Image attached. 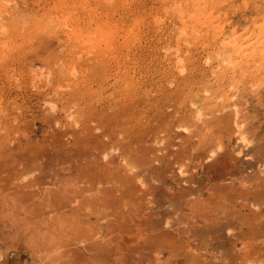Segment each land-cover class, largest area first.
<instances>
[{
  "label": "rangeland",
  "instance_id": "rangeland-1",
  "mask_svg": "<svg viewBox=\"0 0 264 264\" xmlns=\"http://www.w3.org/2000/svg\"><path fill=\"white\" fill-rule=\"evenodd\" d=\"M191 2L0 0V264H264V0Z\"/></svg>",
  "mask_w": 264,
  "mask_h": 264
},
{
  "label": "bare ground",
  "instance_id": "bare-ground-1",
  "mask_svg": "<svg viewBox=\"0 0 264 264\" xmlns=\"http://www.w3.org/2000/svg\"><path fill=\"white\" fill-rule=\"evenodd\" d=\"M163 1H166V0H163ZM192 1L191 4H186V7L187 5L190 6V10H191V14L189 15L190 16V19H191V22L193 24H197V23H200V24H210L211 26V32L212 34L214 33L215 35V32L217 30V36H218V33L224 31L223 28H220V25H212L213 23H211L212 21L210 20L211 18V15L208 13V12H205V8L204 7H212L214 6V2L213 0H190ZM189 3V2H187ZM129 4V1H124L123 2V7L127 6ZM165 4V3H164ZM70 9L66 8V9H62L61 11H59V9H57L56 11L54 10L53 13L55 12H59L60 14L64 15L65 13H67ZM207 10V9H206ZM214 10V9H213ZM211 13V11H210ZM213 13V12H212ZM90 16L92 17V20H94L96 16L93 15V13H90ZM187 16V15H186ZM214 17V16H212ZM213 19V18H212ZM141 21L140 18H137V17H132L129 19V24L133 26V28L135 27L134 25H136L137 23H139ZM78 23V20L77 19H73L71 21V24H77ZM192 24V25H193ZM255 24H257L255 22ZM259 24V23H258ZM252 25V24H251ZM187 26V25H186ZM190 26V25H188ZM204 26V25H203ZM253 26V25H252ZM209 27V26H208ZM250 27V26H249ZM254 28H252V31H251V35H249L250 37H245L244 36H238L233 38L232 40H229L228 42L224 43L223 40L222 42L224 43V46L223 47H226V49L228 50V52H231L230 54V57L233 56L234 53H238V54H242L245 58H249L247 59V61H250V59H252L251 61H255V60H264V21L260 24V25H256V26H253ZM131 28L129 29L128 31V36H134L135 34V30ZM250 28V29H251ZM193 28L191 29H188L186 27H183L182 30L183 32L186 34V36L188 37L189 36V32L192 31ZM210 29V28H209ZM198 30V29H197ZM200 30V29H199ZM102 31H104V29H102ZM195 31V30H194ZM100 33H103V32H100ZM199 34V33H198ZM203 34V33H202ZM209 34V32H208ZM221 34V33H220ZM246 34V33H245ZM249 34V33H248ZM94 37V35L92 36V38ZM221 37V36H220ZM91 39V38H90ZM128 40V39H127ZM252 41V42H251ZM130 42V39L127 41V43ZM221 43V42H220ZM247 43H250V44H247ZM223 50V48H222ZM225 51V50H224ZM218 53V51L216 52ZM225 53V52H224ZM226 54V53H225ZM224 54V56H226ZM228 55V54H227ZM236 55V54H235ZM222 57V56H221ZM237 58V57H236ZM224 60V59H222ZM232 60V59H230ZM236 61V59H235ZM244 61V60H243ZM227 63V62H226ZM229 63V62H228ZM227 63V64H228ZM226 64V66H227ZM223 65V64H222ZM224 65H225V62H224ZM230 65H234V63H231ZM264 65V64H263ZM229 67V66H227ZM227 70V68H226ZM222 119V118H220ZM251 128V127H250ZM212 140V139H211ZM244 140V139H243ZM242 140V141H243ZM185 141V139H184ZM187 141V140H186ZM185 141V142H186ZM247 141V140H246ZM249 142V141H247ZM246 144V143H245ZM199 146V145H198ZM249 146V145H248ZM197 147V146H196ZM206 147V146H205ZM201 148V146H200ZM211 149V148H210ZM197 150V149H196ZM172 153V152H171ZM256 156V155H255ZM183 159V158H182ZM145 169V168H144ZM234 169V168H233ZM228 170V169H227ZM232 170V169H231ZM131 172V171H130ZM163 172V171H162ZM14 174V173H13ZM134 174V173H133ZM110 175V174H109ZM163 175V174H162ZM164 177V176H163ZM115 178V177H113ZM122 180V179H121ZM163 180V179H162ZM164 181V180H163ZM247 185V184H246ZM249 185V184H248ZM156 188V187H155ZM200 188V187H199ZM232 189V188H231ZM184 193V192H183ZM44 194V193H43ZM264 195V194H263ZM257 198V197H256ZM234 199V198H233ZM250 199V198H249ZM233 201V200H232ZM241 201V200H240ZM256 201V200H255ZM261 201V200H260ZM252 202V201H251ZM257 202V201H256ZM237 237V236H236ZM240 243V242H238ZM243 245V244H242Z\"/></svg>",
  "mask_w": 264,
  "mask_h": 264
}]
</instances>
